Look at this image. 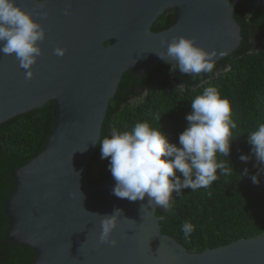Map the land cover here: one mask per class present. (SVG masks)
Instances as JSON below:
<instances>
[{
  "label": "water",
  "instance_id": "water-1",
  "mask_svg": "<svg viewBox=\"0 0 264 264\" xmlns=\"http://www.w3.org/2000/svg\"><path fill=\"white\" fill-rule=\"evenodd\" d=\"M16 2L43 24L46 36L31 79H25L14 54L0 53V124L48 102L54 104V120L41 153L12 174L15 187L4 202L6 239L33 249L32 264H264V233L190 252L163 233L159 207L147 205V196L143 201L118 198L112 194V176L100 184L88 176L124 73L138 81L159 64L171 65L155 52L166 50L161 40L170 42L173 36L195 37L203 48L224 52L219 63L243 40L236 5L264 9V0ZM40 10L47 18L36 15ZM167 10L175 11L173 24L153 31ZM57 46L66 49L63 56L54 54ZM114 208L123 209L112 233L117 244L100 243L101 217L93 213L111 214Z\"/></svg>",
  "mask_w": 264,
  "mask_h": 264
},
{
  "label": "trees",
  "instance_id": "trees-1",
  "mask_svg": "<svg viewBox=\"0 0 264 264\" xmlns=\"http://www.w3.org/2000/svg\"><path fill=\"white\" fill-rule=\"evenodd\" d=\"M173 11V13H171ZM174 10H167L153 24L155 32L169 28L174 22ZM235 18L242 27L243 40L231 56L226 57L211 73L182 75L174 73L179 84L185 85L181 92L170 76L161 72L171 65L159 64L153 71L137 81L131 72H125L102 128L99 141L115 127L130 131L137 122L148 121L162 129L169 141L179 146V135L188 126L186 115L191 111V100L202 91L215 86L222 96L229 98L231 118L237 127L232 130L231 151L224 160L230 174L220 175L208 188L196 191L183 189L173 195L170 212L157 210L162 231L178 240L190 252H202L225 246L242 238L257 237L264 233V174L259 183L251 176L261 165L251 153L249 133L264 123V9L249 7L244 2L236 5ZM227 69V70H225ZM149 95L136 104L130 98L137 88ZM54 104L48 102L43 108L29 111L0 124V264H32L36 252L31 248L14 245L5 233L9 220L4 212V202L11 195L15 181L13 172L41 153L51 134L54 120ZM159 114L161 120H155ZM98 143L88 165V176L93 184H100L111 177L109 160L101 159ZM241 154L251 156L248 161L239 159ZM247 168L248 175L242 176ZM177 175L182 174L177 172ZM212 195L209 196L208 193ZM190 222L194 232L185 238L182 225Z\"/></svg>",
  "mask_w": 264,
  "mask_h": 264
},
{
  "label": "clouds",
  "instance_id": "clouds-1",
  "mask_svg": "<svg viewBox=\"0 0 264 264\" xmlns=\"http://www.w3.org/2000/svg\"><path fill=\"white\" fill-rule=\"evenodd\" d=\"M40 7L43 9V5ZM64 13L67 15L68 10ZM36 15L44 19L48 12L40 10ZM45 36L43 24L33 13L19 6L16 0H0V53L14 54L19 66L26 70L25 79L34 75L32 66L42 54L39 42ZM161 44L166 45V50L155 53L171 63L170 74L177 70L182 75L193 76L211 73L217 57L225 54L203 48L196 43L195 37L173 36L170 42L162 39ZM65 52L66 49L59 46L54 49L57 56ZM177 88L181 92L184 90L181 84ZM231 113L229 98L222 96L215 86H209L191 100V111L185 117L189 123L179 135V146L169 141L161 127H153L148 121L135 123L130 131L111 128L99 144L101 159L109 160V170L116 182L112 194L129 201H143L147 196V205L167 213L173 208L174 192L179 195L183 189L196 191L210 187L218 179L217 170L220 175L230 174L232 169L218 156L228 157L231 151L232 130L237 127ZM155 120L160 121L161 116L157 114ZM248 143L256 161L264 165V123L249 133ZM85 150L87 147L80 151ZM239 159L246 162L251 156L241 154ZM248 171L245 168L242 176L248 175ZM262 174L264 166L251 176L252 182L259 183ZM144 207L145 204H141V209ZM93 214L101 217L99 242L116 245L112 233L123 209L114 208L111 214ZM181 230L187 239L195 228L192 223L185 222Z\"/></svg>",
  "mask_w": 264,
  "mask_h": 264
},
{
  "label": "flooded vegetation",
  "instance_id": "flooded-vegetation-1",
  "mask_svg": "<svg viewBox=\"0 0 264 264\" xmlns=\"http://www.w3.org/2000/svg\"><path fill=\"white\" fill-rule=\"evenodd\" d=\"M171 13H173V11H171ZM170 67H166L161 72L162 74H160V75L161 76L169 75L172 83L177 87L180 84L178 83V81L176 79V76H174V73L173 74H170V71H169ZM181 85H182L183 88L185 87V85H183V84H181ZM150 90H151V87L150 88H147L146 91L143 90V89L137 88V91H136L137 93L130 98L131 104H136V103L140 102L141 100H143L145 97H147L149 95V91Z\"/></svg>",
  "mask_w": 264,
  "mask_h": 264
}]
</instances>
